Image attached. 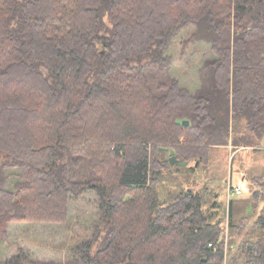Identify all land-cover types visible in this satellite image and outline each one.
Here are the masks:
<instances>
[{"label": "trees", "instance_id": "1", "mask_svg": "<svg viewBox=\"0 0 264 264\" xmlns=\"http://www.w3.org/2000/svg\"><path fill=\"white\" fill-rule=\"evenodd\" d=\"M190 28L182 55L212 52L194 92L169 54ZM244 127L264 135V0H0V244L12 223H67L88 192L99 213L71 259L18 246L0 264H224L227 222L191 189L163 202L158 154L201 162ZM236 215L231 264H264V205L242 238Z\"/></svg>", "mask_w": 264, "mask_h": 264}, {"label": "rangeland", "instance_id": "2", "mask_svg": "<svg viewBox=\"0 0 264 264\" xmlns=\"http://www.w3.org/2000/svg\"><path fill=\"white\" fill-rule=\"evenodd\" d=\"M192 30L193 28L183 31L173 40L169 54L172 58V73L182 86L194 92L200 86L199 69L204 60L212 56V52L210 45L197 43L182 55V43ZM243 129L239 134L241 138L239 143L213 146L208 158L201 162L192 159L187 165L170 163L159 173L160 199L163 202L186 189H191L204 197L205 210L215 213L223 224L227 222L225 237L227 257L224 264H231L238 255L237 244L231 241L239 238L235 233L232 234L233 229L228 228L231 201L234 202L236 218L242 214L250 216V221L246 222V229L240 234V238L253 226L264 205V195H261L262 199L258 206H255L253 201V188L257 185L255 178H264V135L256 136L246 131L245 127ZM175 155L177 156L176 152ZM170 156V153L158 154L159 159ZM15 181L13 178L9 180L7 187L13 189ZM237 186L242 192L234 197L229 191L230 188ZM97 202L98 198L93 192L86 193L80 200H72L70 219L67 223L10 224V239L0 244V258L7 259L17 254V248L21 246L37 260L60 262L71 259L70 248L93 236L95 225L99 221ZM231 244L236 247L229 248Z\"/></svg>", "mask_w": 264, "mask_h": 264}, {"label": "water", "instance_id": "3", "mask_svg": "<svg viewBox=\"0 0 264 264\" xmlns=\"http://www.w3.org/2000/svg\"><path fill=\"white\" fill-rule=\"evenodd\" d=\"M184 123L186 124V125H188L189 124V121L188 120H186V121H184ZM163 148H160V150H162ZM170 158H169V161H170V163L171 164H175V165H187L188 164V161H180L178 158H177V156L175 155V150L174 149H171L170 150Z\"/></svg>", "mask_w": 264, "mask_h": 264}, {"label": "built area", "instance_id": "4", "mask_svg": "<svg viewBox=\"0 0 264 264\" xmlns=\"http://www.w3.org/2000/svg\"><path fill=\"white\" fill-rule=\"evenodd\" d=\"M231 192V194L235 197L241 194V188L239 186L235 187V188H230L229 193Z\"/></svg>", "mask_w": 264, "mask_h": 264}]
</instances>
